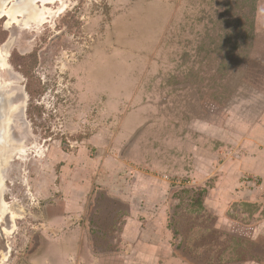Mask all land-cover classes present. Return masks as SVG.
<instances>
[{
    "label": "rangeland",
    "instance_id": "374dc122",
    "mask_svg": "<svg viewBox=\"0 0 264 264\" xmlns=\"http://www.w3.org/2000/svg\"><path fill=\"white\" fill-rule=\"evenodd\" d=\"M67 3L38 28L0 21L19 106L0 264H264V179L244 173L250 201L227 207L212 191L264 124V0ZM132 207L154 251L124 234Z\"/></svg>",
    "mask_w": 264,
    "mask_h": 264
},
{
    "label": "bare ground",
    "instance_id": "6f19581e",
    "mask_svg": "<svg viewBox=\"0 0 264 264\" xmlns=\"http://www.w3.org/2000/svg\"><path fill=\"white\" fill-rule=\"evenodd\" d=\"M59 1L60 6L53 10L48 8L45 0H0V18H2L3 15L6 16L5 25L8 28L12 26L29 29L34 27L38 28L39 26L46 24L49 18L58 15L66 8V0ZM10 51L11 44H6L4 48L0 47V70L12 67L9 63V57L11 55ZM10 85H13L11 81L9 83L6 82L5 84L0 82V141L3 140L5 143H8L9 141L10 143L8 144L13 143L8 138V127L11 122V114L19 109L18 105L12 106V100L15 96H18V94L12 90L10 92ZM23 97V105L25 106L27 97L25 95H23ZM21 148L18 149L23 151ZM16 149L15 146H11L5 154L0 153V222L6 220V217L10 218L11 226L8 227L4 224L3 228V231L7 234L13 229L15 218L19 216L16 212L11 211V204L4 198L5 184L2 169L7 166V163L12 158L13 153L16 152ZM0 232H2L1 224Z\"/></svg>",
    "mask_w": 264,
    "mask_h": 264
},
{
    "label": "crops",
    "instance_id": "0c3cea01",
    "mask_svg": "<svg viewBox=\"0 0 264 264\" xmlns=\"http://www.w3.org/2000/svg\"><path fill=\"white\" fill-rule=\"evenodd\" d=\"M253 131H255V133L251 132L249 134V137H246L244 144V148L246 149V151H243L242 155H235L236 152H233L232 158L224 161L220 168V171L218 172L219 178L218 181H216V187H214V189L212 190L216 191L218 197V200L215 202L216 207L218 206L221 208V206L223 207L225 205L227 207L231 199V201H239L241 199L245 201H250V199L248 200L247 198V192L246 195L241 197L242 194H240L237 189L240 187L241 179L244 173H248L250 175H259L262 179H264V153H255L258 150L257 148H259V145L264 143V124L260 123L256 125ZM111 164L114 169H119L118 162L114 163L112 161ZM129 172L131 173L132 171L130 170ZM135 175L136 174L134 173V176ZM123 181L124 183H126L125 179H123ZM139 188L140 187H138L137 189L134 188L136 206L137 202L139 201L138 197L143 196V194H141L142 190L141 188L139 190ZM124 190L128 191V188H124ZM233 190L234 194L231 193L233 192ZM210 194L211 192L209 193V195ZM136 209L137 207H132L131 209V213H133V215L129 217L128 221L126 222L124 234L127 235V239L130 240L131 243H134L136 247L141 245V249L148 248L149 250L154 251L153 247L155 245H158V243L157 241L150 239L152 237L151 234H153V232L148 230L146 231L145 228L141 225V223L138 224L139 220H137L134 213V211L136 212ZM160 216H163L162 213H160Z\"/></svg>",
    "mask_w": 264,
    "mask_h": 264
},
{
    "label": "flooded vegetation",
    "instance_id": "af4514ba",
    "mask_svg": "<svg viewBox=\"0 0 264 264\" xmlns=\"http://www.w3.org/2000/svg\"><path fill=\"white\" fill-rule=\"evenodd\" d=\"M67 1L68 0H66V4H68ZM45 2L47 4L48 8H51L53 10L57 9V7L60 6V1L59 0H54V1L53 0H45ZM1 20H5L6 21V16L3 15V17L0 18V21Z\"/></svg>",
    "mask_w": 264,
    "mask_h": 264
},
{
    "label": "trees",
    "instance_id": "16d2710c",
    "mask_svg": "<svg viewBox=\"0 0 264 264\" xmlns=\"http://www.w3.org/2000/svg\"><path fill=\"white\" fill-rule=\"evenodd\" d=\"M247 203V202H246ZM196 205H198V207L199 208H201V209H205V206H204V204H203V199H200V200H198V202H197V204ZM244 205V204H243ZM246 206H248V205H250V204H245ZM248 209H249V207H248ZM250 210V209H249ZM250 217V215H248V217L247 218H249ZM246 219V218H245Z\"/></svg>",
    "mask_w": 264,
    "mask_h": 264
},
{
    "label": "built area",
    "instance_id": "2783aa9c",
    "mask_svg": "<svg viewBox=\"0 0 264 264\" xmlns=\"http://www.w3.org/2000/svg\"><path fill=\"white\" fill-rule=\"evenodd\" d=\"M242 180H243V185L245 184V185L248 186V184L250 183V181H249V179L247 178V176H244V178H242ZM247 186H246V188H247Z\"/></svg>",
    "mask_w": 264,
    "mask_h": 264
}]
</instances>
